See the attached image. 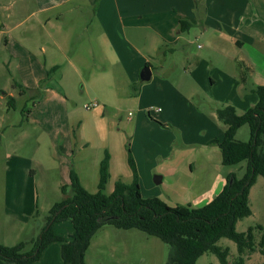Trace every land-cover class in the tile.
Here are the masks:
<instances>
[{
    "label": "rangeland",
    "instance_id": "rangeland-1",
    "mask_svg": "<svg viewBox=\"0 0 264 264\" xmlns=\"http://www.w3.org/2000/svg\"><path fill=\"white\" fill-rule=\"evenodd\" d=\"M16 1L13 17L3 19L4 28L0 29L4 32L0 33V240L8 246L26 244L30 249L46 226L52 208L66 198L62 187L69 184L72 169L80 173L88 192L98 191L99 162L105 151L113 154V175L105 190L107 196L117 181L132 182L128 148L138 164L142 197L160 199L171 207L188 204L192 208L204 207L221 192L224 185L219 180H227L231 174L238 178L244 176L247 163L225 166L220 147L211 142L223 141L226 131L217 117L218 109L233 106L242 116L259 101L254 91L264 87L263 72L256 69L246 86L239 83L234 64L238 53L230 48L229 37L233 31L229 28L251 27L259 32L258 40L264 42V0H201L202 18L197 17L193 23L189 21L190 31L178 35L186 42L178 43L177 51L166 55L163 51L167 43L160 37L159 25H169L172 18L181 17L183 6L187 7L189 0H180L184 3L179 4L176 0H71L59 13V9H51L28 20L41 7L31 5L28 10L21 7L26 0ZM41 1L45 6L58 3ZM241 3L244 7L249 4L250 10L242 9ZM193 4L195 8L194 0ZM117 6L135 21L141 20L125 29L129 42L121 41ZM160 8L164 10L162 13L152 15ZM229 10L231 14L226 13ZM207 11L213 17L207 22L212 29L202 25ZM96 13L107 18L112 44L123 48L115 63L111 53L113 45L106 47L101 41ZM55 14L63 16L64 31L71 35L76 31L81 36L69 44L70 52L76 46L75 54L90 58L86 59L87 64L92 69V61L96 71L90 77L91 71H83L80 76L68 70L61 75L53 71L49 80L45 74L39 79V96L33 93L35 99L28 102L19 96V88L14 89L15 83L25 89L23 72L28 61L19 55L15 59L9 57L13 38L21 41L23 27L49 16L55 20ZM220 18L226 28L218 24ZM18 24L22 27L8 34ZM87 26L92 28L91 39V34L86 33ZM89 47L92 50L88 51ZM251 49L248 44L242 53H249ZM101 66L107 72L105 75L101 73L105 71L99 72ZM145 67L157 71L149 82L140 80ZM10 96L16 99L13 108L8 105ZM93 105L97 107L86 110ZM158 108L161 113L152 111ZM28 111L31 112L28 114ZM236 139L248 142L249 126L239 129ZM27 168H33L36 176L26 174ZM156 176L163 178L162 183L155 182ZM249 200L252 215L238 222L237 231L244 233L261 226L263 231L254 233L259 239L264 234L262 176L257 177L251 188ZM218 246L229 249V264H235L240 257L237 245L221 239ZM170 250L169 245L139 230L105 226L94 237L88 262L167 264ZM243 258L244 264L263 263L259 250ZM197 264L221 263L208 253Z\"/></svg>",
    "mask_w": 264,
    "mask_h": 264
},
{
    "label": "trees",
    "instance_id": "trees-1",
    "mask_svg": "<svg viewBox=\"0 0 264 264\" xmlns=\"http://www.w3.org/2000/svg\"><path fill=\"white\" fill-rule=\"evenodd\" d=\"M198 1L201 2L196 0V6ZM179 26L180 34L189 32L192 27L188 20L180 21ZM239 69L240 81L245 85L251 69L244 63L239 64ZM55 70L52 69L49 74ZM15 87L21 90L22 95L32 92L18 83ZM254 92L259 101L242 116L233 106L217 110V117L226 126V131L223 141L214 140L211 144L220 147L225 166L246 162L247 168L242 178L231 174L219 195L204 207H171L157 198H143L130 148L128 164L133 175L132 182L126 184L119 180L113 192L105 195L111 179V155L105 151L99 167L98 191L88 192L72 169L69 184L62 187L66 198L52 208L38 240L32 243L30 249L26 244H0V261L4 264H34L40 261L51 244L60 242L63 264H87L86 255L93 238L103 227L112 226L119 230L136 229L169 245L171 250L167 264H197L208 253L215 255L221 264H229V249L218 246L221 239L231 240L237 245L240 257L235 264H244L243 256L257 250L264 264V234L259 239L254 234L255 231L262 232L263 228H249L244 233L237 231L238 222L252 215L249 200L251 188L258 176L264 178V87H258ZM36 94L38 97L39 91ZM15 102L14 98L9 97V107H15ZM244 126L250 128L248 142L236 139L238 130ZM67 221L72 223L74 229L71 242L55 232L58 223Z\"/></svg>",
    "mask_w": 264,
    "mask_h": 264
},
{
    "label": "crops",
    "instance_id": "crops-1",
    "mask_svg": "<svg viewBox=\"0 0 264 264\" xmlns=\"http://www.w3.org/2000/svg\"><path fill=\"white\" fill-rule=\"evenodd\" d=\"M56 1H58V3L55 5L45 6L41 0H26L21 5V7H25V9H28V10H29L31 5H37V6L41 7V9H38L37 11L32 12V14L30 16H28V18H27V20H28L29 18L35 16L36 14L37 15L44 14V13L50 11L51 9H53V10L59 9V11L57 12V13H59L61 10V7H64L65 5H67V2H70L71 0H63L62 2L60 0H56ZM176 1H178L177 4L184 3V2H181L180 0H176ZM194 1H196V0H194ZM16 2H17L16 0H0V20H1L0 21V29L4 28L3 19H11L13 17L14 6H15ZM188 4L189 5L187 7L183 6L182 12L180 14L181 17H177L174 19L172 18V21L169 25H164V24L159 25L160 37H162L167 43V46H165L166 49H164V51H163V53L165 55L167 52H169L171 54L175 53L177 51V49H176L177 44L178 43L180 44L182 42L183 43L186 42V39H184L183 36L182 37L178 36L180 34L179 31L177 33V29H178V25H180V21L188 20L191 23H193L194 21H196L197 17L199 18V20L202 18V12H201V6L203 7L202 2L198 1L197 6L195 8H194L193 0H189ZM117 8H118L116 10L117 18H118V23L121 27L120 31L122 34L121 41H122V43L123 42L124 43L129 42L130 40L125 38V34H126L125 29L126 28H132L133 26H135L134 25L135 23H139V22H141V20L135 21V19L131 18V16L129 14H126V11L120 10L119 6H117ZM193 8H194L195 14L193 12ZM241 8L249 11L250 5L245 4V7H244V4L241 3ZM115 9H116V7H115ZM162 11H164L163 8H160L159 10L153 12L152 15H157L158 12L162 13ZM1 12L4 13V16H2ZM226 13L231 14L232 11L229 10V11H226ZM206 15H208V16L206 17V20H202V25L206 29L207 28L212 29V27L209 26L207 22H211L213 17L210 16L208 11H207ZM242 15L243 14H241V16ZM94 17H95L96 21L98 20L97 24L101 29L100 30L101 36L103 37V40H101V41L104 43V45L106 47H109L110 44L114 43V40H113V37L110 35L109 26H107V18L103 15L101 17H99V15H97V13L94 15ZM141 17H145V15L140 16V18ZM227 17L231 18L232 15H228ZM244 17H245V15H244ZM242 18L243 17H241V19ZM62 19H63V16H60L57 14H55V20H53V17H51V16L45 17L42 20L36 19L33 22H31L29 24V26L23 27V29L21 30V33H20L21 41H18L15 38H13L14 45L10 50L9 57L11 59H15V57H17L16 55H19V57H21L22 60L28 61L27 65H26V71L23 72L25 74V77H26L24 79L23 85H24L26 90H30L32 92H28V93L22 95L21 90H20V93H19V96L21 98H24V99L26 98V101H27V99L29 100L30 97H31V99L33 97H35L33 95V93L35 94L36 91L39 90V89H37L38 85H39V79H41V77H43V75L47 74L48 80L50 79V74H49L50 72L48 73L49 70L51 71L52 69L56 68L55 71H57V72L59 71V75H61V73H63L64 71L68 70L77 76H80L83 71H87V73L89 71H91L89 77L94 74V71H96V69H93L92 61H91V68L92 69H90L88 64H87L86 59H88V61H89V60H91L90 58H87V56L81 57V56H78L75 54L77 52L76 46L73 48V52H70L69 44L72 45L73 41H75V39L77 37H81V36H78L76 31H72V35L68 31H66V30L64 31L63 27L61 25ZM243 19H245V18H243ZM127 24H129V25L127 26ZM218 24L222 28H226L225 21H223L221 18L218 19ZM230 25L232 26V23ZM19 27H22L21 24H18L16 26L12 27L8 31V34L10 32L17 31ZM66 27L68 28V26H66ZM229 29L233 31L232 33H230V37H229L230 42H231L230 48L233 49L234 51H237V53H238L237 56L234 57V64L238 70L239 81H240V71H239L240 70L239 69L240 63H244L246 66H248L251 69L250 76L254 74L256 69H259L261 72H263V75H264V42H261V40H258V37H260L259 32L258 31L254 32V30L251 27H249L247 29H243V28L242 29H233V26H232V28H229ZM118 31H114V34L118 33ZM87 32L91 34L89 37V39H91L92 38L91 37L92 36V28L87 26L86 27V33ZM214 32H216V36H219L216 28H215ZM0 33H4V32H2V30H0ZM252 36H255L256 38L254 40H252L251 39ZM248 44H250V47L252 49L249 50V53H242L243 50L248 46ZM112 45L113 46H111L112 47L111 53H112L113 62L115 63V61L118 60V55H120L123 52V48H122V46H117L115 44H112ZM7 46L10 47L9 41H7ZM252 46H254V47H252ZM91 47H89L88 51L91 49ZM17 52H19V54H16ZM31 60H35L36 63H34V62L31 63ZM98 69L100 70L99 72L105 71V69H103V66H101V69L100 68H98ZM150 69L152 71V78H153L154 74L157 71H155L154 68H150ZM101 73H103L105 75L107 72L105 71V72H101ZM161 76H163V75H161ZM239 83L241 85H243L241 83V81ZM246 84L243 86H246ZM15 85H16V83H15ZM15 85H14V89H16ZM57 86L60 88V82L57 84ZM10 97L13 98L14 96H10ZM15 101H16V99H15ZM15 104H16V102H15ZM159 109L160 108L153 109L152 111L159 114L162 112V110L160 109L161 111H159ZM30 112L31 111H28V114ZM29 122H30L29 117H27L26 126L29 125ZM164 123L166 124L167 122H164ZM109 153L111 155L110 171H111V177H112V175H113L112 174V172H113V166H112L113 154L110 151H109ZM162 159H164V158H162ZM101 161L99 162V164L101 163ZM135 162H136V166H138L137 161H135ZM27 173L31 174L32 177L36 176V174H37V172L33 168H27L26 174ZM77 174L80 178L82 185L84 186L83 180L81 179V176H80V173H77ZM24 182H26V179H24ZM218 182H220L221 185L223 184L225 186L226 185L225 182H227V180L225 178H223V179L219 180ZM14 183L17 185L19 184L20 187L23 186L18 181H14ZM224 186H223V188H224ZM206 195L207 194H205L203 196H206ZM188 206L192 207L191 204H188ZM55 232L57 235L63 237L68 242H71L73 240L74 229H73L72 223L69 221L58 223L55 226ZM66 233H67V236H66ZM93 240H94V238H93ZM93 240H92L91 246L93 244ZM0 244L8 246V244L3 242L2 240H0ZM91 246H90V248H91ZM90 248H89V250H90ZM89 250H88V252H89ZM88 252L86 255L87 264H89ZM0 264H4V263L2 261H0ZM34 264H63V261L61 258V243L56 242V243L51 244L43 252V255H42V258L40 259V261H38Z\"/></svg>",
    "mask_w": 264,
    "mask_h": 264
},
{
    "label": "water",
    "instance_id": "water-1",
    "mask_svg": "<svg viewBox=\"0 0 264 264\" xmlns=\"http://www.w3.org/2000/svg\"><path fill=\"white\" fill-rule=\"evenodd\" d=\"M151 78H152L151 69L149 67H145L140 73V80L142 82H149L151 80ZM162 180H163V178L161 176H156L155 177V182L157 184L162 183Z\"/></svg>",
    "mask_w": 264,
    "mask_h": 264
},
{
    "label": "built area",
    "instance_id": "built-area-1",
    "mask_svg": "<svg viewBox=\"0 0 264 264\" xmlns=\"http://www.w3.org/2000/svg\"><path fill=\"white\" fill-rule=\"evenodd\" d=\"M95 107H97V105L87 106V107H86V110H87V111H90V110H92V109L95 108ZM159 111H161V110L159 109Z\"/></svg>",
    "mask_w": 264,
    "mask_h": 264
}]
</instances>
